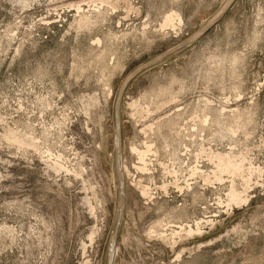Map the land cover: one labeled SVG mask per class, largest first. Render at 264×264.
I'll list each match as a JSON object with an SVG mask.
<instances>
[{"label": "rangeland", "instance_id": "rangeland-1", "mask_svg": "<svg viewBox=\"0 0 264 264\" xmlns=\"http://www.w3.org/2000/svg\"><path fill=\"white\" fill-rule=\"evenodd\" d=\"M0 264H264V0H0Z\"/></svg>", "mask_w": 264, "mask_h": 264}]
</instances>
